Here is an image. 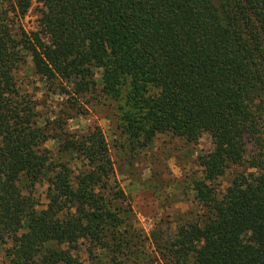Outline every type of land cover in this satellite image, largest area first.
<instances>
[{
	"label": "trees",
	"instance_id": "16d2710c",
	"mask_svg": "<svg viewBox=\"0 0 264 264\" xmlns=\"http://www.w3.org/2000/svg\"><path fill=\"white\" fill-rule=\"evenodd\" d=\"M37 1L38 30L27 34L14 19L33 0H0V244L11 263L155 260L102 131L68 133L23 90L18 73L31 58L36 76L74 104L101 86L119 104L132 153L159 134L211 135L193 185L206 214L166 240V264H264V0ZM22 183H46V209ZM79 238L91 245L87 263L72 255Z\"/></svg>",
	"mask_w": 264,
	"mask_h": 264
},
{
	"label": "rangeland",
	"instance_id": "374dc122",
	"mask_svg": "<svg viewBox=\"0 0 264 264\" xmlns=\"http://www.w3.org/2000/svg\"><path fill=\"white\" fill-rule=\"evenodd\" d=\"M42 5L33 0L28 13L14 19L27 34L38 30ZM19 83L40 105L43 116L52 120L61 117L66 121V131L83 136L98 127L109 145L114 163L115 179L132 210V222L144 237V244L152 252L154 262L166 264L160 252L167 239L174 238L178 228L192 223L206 214L205 208L196 199L194 181L204 177L201 166L204 155L214 148V140L207 132L200 131L197 142L171 134H159L146 150L130 152L125 146V137L119 128L118 103L105 97L98 86L96 92L75 100L63 94L57 85H46L33 71L31 58L18 73ZM100 80V75H98ZM64 87L71 89L63 83ZM47 148L56 151L57 143L50 142ZM76 171L78 166L73 164ZM228 179L219 180V189L228 187ZM22 183L23 193L33 196L39 210L46 209L47 186L41 183L33 190ZM91 245L79 238L72 255L80 261H88ZM8 245L0 244V264H12L8 257Z\"/></svg>",
	"mask_w": 264,
	"mask_h": 264
}]
</instances>
